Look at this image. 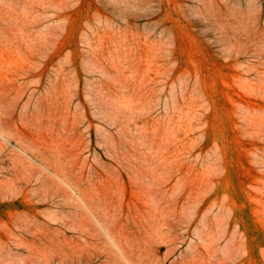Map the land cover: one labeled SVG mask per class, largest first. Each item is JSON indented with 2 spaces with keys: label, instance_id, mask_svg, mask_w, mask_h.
<instances>
[{
  "label": "rangeland",
  "instance_id": "obj_1",
  "mask_svg": "<svg viewBox=\"0 0 264 264\" xmlns=\"http://www.w3.org/2000/svg\"><path fill=\"white\" fill-rule=\"evenodd\" d=\"M0 264H264V0H0Z\"/></svg>",
  "mask_w": 264,
  "mask_h": 264
}]
</instances>
